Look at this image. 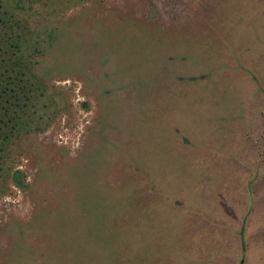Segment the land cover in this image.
<instances>
[{"label":"rangeland","instance_id":"obj_1","mask_svg":"<svg viewBox=\"0 0 264 264\" xmlns=\"http://www.w3.org/2000/svg\"><path fill=\"white\" fill-rule=\"evenodd\" d=\"M24 70L0 264H264V0H0Z\"/></svg>","mask_w":264,"mask_h":264},{"label":"trees","instance_id":"obj_2","mask_svg":"<svg viewBox=\"0 0 264 264\" xmlns=\"http://www.w3.org/2000/svg\"><path fill=\"white\" fill-rule=\"evenodd\" d=\"M27 72V70H24L20 73L21 76L16 79L11 76L12 80L9 83H7L4 78L0 77V131H2V127L4 125L7 126V123L9 124V122L13 121V119L11 118V116H9L8 113L6 116L5 109L9 110V108H12L13 106H18L21 99V95L22 99H26V101L28 102L35 97L37 99L38 97L45 94L44 84L40 81V79H34V77L28 74ZM34 91H36V93ZM19 109L23 110L22 108ZM13 113L19 116V113L16 109H13ZM6 119H9V122ZM10 127H13L15 129L16 123H11ZM37 127L33 125V121L29 120L23 123H19L17 128L18 135H27L30 133V131L34 130V128ZM9 135L5 136L6 141L9 138V140L11 141L12 136ZM4 143L5 139L2 138V140L0 141V151L4 150ZM2 155L3 154H1V156ZM9 176L10 180L16 186H24V175L20 169H16L12 172H9Z\"/></svg>","mask_w":264,"mask_h":264}]
</instances>
